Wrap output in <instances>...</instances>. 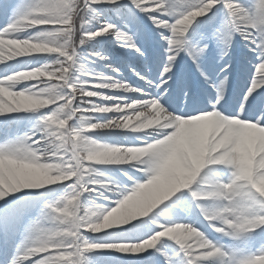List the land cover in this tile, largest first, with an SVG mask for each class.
<instances>
[{
    "label": "snow or ice",
    "instance_id": "6c2138e0",
    "mask_svg": "<svg viewBox=\"0 0 264 264\" xmlns=\"http://www.w3.org/2000/svg\"><path fill=\"white\" fill-rule=\"evenodd\" d=\"M0 264H264V0H0Z\"/></svg>",
    "mask_w": 264,
    "mask_h": 264
}]
</instances>
